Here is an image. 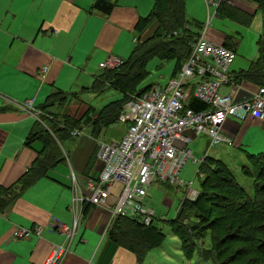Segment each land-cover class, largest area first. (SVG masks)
<instances>
[{
    "label": "crops",
    "instance_id": "1",
    "mask_svg": "<svg viewBox=\"0 0 264 264\" xmlns=\"http://www.w3.org/2000/svg\"><path fill=\"white\" fill-rule=\"evenodd\" d=\"M94 1L0 0V190L14 186L18 191L17 182L41 152V141L26 145V139L36 122H40V107L49 95L74 94L67 105L61 108L55 105L48 111L81 119L92 106L80 100V95H100L91 91L94 80L103 72L99 64L112 57H129L134 40L146 37L153 30L151 23L137 32L139 19L147 17L151 8L146 13V7L136 0H106L114 5L108 15L94 10ZM228 1L249 15L251 21L258 9L264 14L252 0ZM216 7V17L231 20L219 16ZM231 21L243 27L251 23ZM206 28V38L233 50L236 59L237 41L227 35L208 34ZM258 43V52L252 59L244 57V64L237 72L230 66L233 81L259 59L264 69L262 36ZM44 67L47 72L41 79L39 73ZM236 85L239 96L249 95L259 86L250 81ZM72 87L77 91L68 92ZM223 131L232 139L231 145L221 143L208 148L206 136L193 138L190 144L198 142L202 154L196 160L207 155L241 169L246 154L264 152V117L229 118ZM79 136L62 141L64 162L24 189L13 204L0 213V264H44L54 247L65 244L64 235L52 229L55 219L68 226L76 221L75 234L61 264H137L132 252L108 238L111 223L108 209L86 204L78 212L73 208L75 192L80 194L86 179L95 178L100 170L95 153L101 141L84 134ZM76 140L69 146L74 150H65V143ZM192 154L195 158L193 151ZM90 158H93L91 165ZM110 190L115 194L120 187L113 185ZM18 228L32 234L26 239H14L13 231ZM37 229L40 230L38 235Z\"/></svg>",
    "mask_w": 264,
    "mask_h": 264
},
{
    "label": "trees",
    "instance_id": "2",
    "mask_svg": "<svg viewBox=\"0 0 264 264\" xmlns=\"http://www.w3.org/2000/svg\"><path fill=\"white\" fill-rule=\"evenodd\" d=\"M218 1L216 13L248 25L251 17L237 10L227 0ZM264 10V0H252ZM113 4L106 0H95L93 9L108 15ZM243 18V19H242ZM154 24L153 30L144 38H138L127 60L114 69L103 70L93 82L91 91L102 94L107 89L119 92L122 98L103 106L98 111L90 107L79 120L67 115L51 114L48 109L63 107L74 94L55 92L40 107V122L26 139V145L41 141L43 148L16 186L0 190V213L9 208L21 192L47 171L64 162L60 149L62 141L71 138L73 130L88 129L96 138L106 128L118 122L123 105L134 95H139L151 86L137 92V86L146 78L147 62L152 58L174 61L172 76L188 57L191 46L199 35L200 24L186 18L185 0H154L147 17L139 19L136 29L142 32ZM151 27V26H150ZM150 31V29H149ZM242 81L264 86V69L260 59L243 73L234 77L235 84ZM191 107L201 110L203 103L193 101ZM93 162L90 158L89 165ZM245 177L254 178L253 194L245 191L234 172L223 161L205 156L199 164L197 176H201L199 191L194 200L184 197L174 219L168 221L171 233L178 237L181 249L191 255L197 239H209L210 245L198 250L200 258L214 264H264V152L246 154L241 167ZM86 211V209L84 210ZM192 215L197 221L188 227L183 220ZM108 238L118 246L132 252L137 264L146 253L159 246L164 233L153 225H145L137 218L117 216L111 220Z\"/></svg>",
    "mask_w": 264,
    "mask_h": 264
},
{
    "label": "built area",
    "instance_id": "3",
    "mask_svg": "<svg viewBox=\"0 0 264 264\" xmlns=\"http://www.w3.org/2000/svg\"><path fill=\"white\" fill-rule=\"evenodd\" d=\"M206 3L215 7L218 4L216 0ZM206 30L200 31L188 57L164 87H150L123 105L118 121L126 124L124 135L118 142L98 143L95 156L100 170L95 178L86 179L80 194L75 192L72 202L76 212L86 204L108 209L110 220L122 216L151 224L155 213L144 205V200L154 181L185 187L189 200L197 196L191 188L193 182L179 179L188 160L200 164L204 159L196 160L188 148L193 138L206 136L208 148L221 143L231 145L232 139L223 131L229 118L264 117V86L239 96V87L229 73L235 52L209 41ZM122 64L123 60L112 57L99 67L109 70ZM46 72V67L41 69V79ZM226 87L229 91L221 93ZM193 101L205 107L194 110ZM80 134L77 129L71 132L73 137ZM113 185L120 187L119 192L111 193ZM52 229L64 235L65 244L54 247L44 264H61L75 234L76 221L68 226L55 219ZM35 233L38 235L40 230ZM31 234L18 228L12 235L14 239H26Z\"/></svg>",
    "mask_w": 264,
    "mask_h": 264
},
{
    "label": "rangeland",
    "instance_id": "4",
    "mask_svg": "<svg viewBox=\"0 0 264 264\" xmlns=\"http://www.w3.org/2000/svg\"><path fill=\"white\" fill-rule=\"evenodd\" d=\"M136 2L140 3L142 7H146L145 11L148 13L149 9H152L154 0H136ZM185 10L186 18L188 20L197 21L200 23L202 29L208 27V34L215 33L227 35L237 41L236 59L231 65V69L234 68L235 72L239 70L238 68L241 67V65L243 66L244 63L242 62V59L244 57L252 59L255 52H258V42L260 37L262 36L264 38V14L261 9L257 10L249 27H243L231 20L216 17L214 15L215 6L207 5L206 0H185ZM120 59L127 60L128 56L121 57ZM174 68V61H161L158 58L150 59L145 67L148 74L137 86V92L142 91L148 86L164 87L171 79ZM97 72H101V70H97ZM90 83L91 82H88V85H90ZM73 89V87L70 88L68 92L77 91ZM220 92L226 93L228 92V88H221ZM121 98L122 95L112 89H107L98 96L92 94L80 95V100L85 101L97 110L108 103L118 101ZM125 129L126 124L118 121L115 125L106 128L95 139L106 143L111 141L118 142L122 139ZM81 132L84 135L90 136L88 129H83ZM76 142L77 140L74 143H65V150H74V147L70 148L69 146H72ZM196 143L198 142L189 145V149L193 151L195 159L202 155H200L201 151L199 150L200 144ZM230 165L229 168L232 169L239 183L243 186L246 192L252 195L254 178L245 177L239 167H236L233 164ZM198 169L199 163L188 160L183 166L179 176V179L182 182H193L191 188L196 192L199 191V183L202 179L201 176H197ZM186 193L187 191L185 187L177 185L157 181H154L150 185L147 196L144 200V205L154 211L155 219L153 220V225L160 229L165 236L159 246L150 249L146 253L140 264H214L212 261L203 260L198 254V250H202L210 245L208 238H201L194 241L195 250L191 255H187V253L181 249V242L178 237L174 236L170 231L168 221L174 219L176 216L178 206L183 198L187 196ZM196 222L197 221L192 215L183 220V223L190 227V229L193 224H196Z\"/></svg>",
    "mask_w": 264,
    "mask_h": 264
}]
</instances>
